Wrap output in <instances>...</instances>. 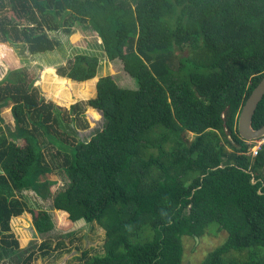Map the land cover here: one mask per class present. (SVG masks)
Masks as SVG:
<instances>
[{
	"label": "trees",
	"instance_id": "obj_1",
	"mask_svg": "<svg viewBox=\"0 0 264 264\" xmlns=\"http://www.w3.org/2000/svg\"><path fill=\"white\" fill-rule=\"evenodd\" d=\"M76 25L98 34L106 65L119 72L95 85L99 56L71 49L54 80L81 85L71 100L96 87L68 119L89 129L81 118L92 107L104 125L78 140L25 68L0 81V104H13L15 122L0 135V264L69 251L94 224L105 230L104 254L85 250L80 264H184L185 239L211 230L227 236L193 264H264V149L248 154L238 131L264 77V0H0L1 40L35 56L59 48ZM262 126L264 98L253 117ZM54 169L68 184L48 208ZM15 191L31 193L39 208L31 209L36 241L12 263L19 242L10 221L30 209Z\"/></svg>",
	"mask_w": 264,
	"mask_h": 264
},
{
	"label": "rangeland",
	"instance_id": "obj_2",
	"mask_svg": "<svg viewBox=\"0 0 264 264\" xmlns=\"http://www.w3.org/2000/svg\"><path fill=\"white\" fill-rule=\"evenodd\" d=\"M83 28L76 25L74 27V32L70 36L64 35L62 38V45L45 56H35L27 50L25 45H15L12 41H2L0 38V81L7 76L11 69L25 68L30 76L37 79L36 85L39 87L41 94L46 99L55 102V104L61 108V110H59L60 114H58L61 116V129L67 131L69 136L77 137L78 140H88L97 129H101L104 125V121L99 110L92 107H86L83 114L84 116L81 118V120L88 121L89 129L87 128L86 130H82V127L79 126V121L76 118H74V121H72V118L68 119L67 112L70 111V108L75 103L95 98L97 92L96 87H94V91H92L88 97H73V100L68 99V97H71L72 95H77L76 92H78V88L79 86L81 87V85H74L73 83L72 85L62 88L63 85L55 83V77H59L56 73V67L66 63V58L63 53L72 49V51H70V55L72 56L80 52L98 55L99 69L101 70H98L95 85L100 77H103L108 73L116 74L119 72L118 65H106L107 57L102 47V40L98 34L92 30ZM90 45L92 46L90 47ZM50 67L54 68V74L47 72L46 69ZM99 71L102 72L99 73ZM121 78L123 77L121 76ZM125 81L126 79H123L121 82L124 85H128V83L125 84ZM62 97L63 99H61ZM12 107L13 104L10 102L6 105L0 104V135L5 134L9 136L8 127L14 129L15 122L11 113ZM189 137L190 139H193L195 135L193 133H189ZM20 144H24V142L20 141ZM249 147L251 148V146ZM228 149L231 150L230 147H228ZM42 154L44 160L49 162L50 156L47 153L46 148H42ZM50 174L56 180V183L52 185V193L49 195L50 200L46 201L47 204L50 205L48 208L51 207V199H53L56 194L61 192L68 184V179L63 171L54 169ZM36 182L37 181H35V183ZM20 192L21 191H15V197L27 202L30 209L27 208L22 216L13 217L10 221L11 231L14 233L15 239L19 242V246L17 248L8 251L7 261L10 262L11 260L12 263L14 260L19 258L23 259L26 256L25 252L28 251L36 241L33 237V232L31 231L33 219L31 209L35 211V214H37L39 207L37 205L36 198H34L31 193L22 192V194H20ZM56 214L59 226L63 227L67 225L64 221L65 213L58 212ZM77 234L78 239H75L69 251H64L62 253L51 252L43 258L34 260V264H80L82 261L79 257L82 256V253H84L85 250H88V253L86 254L87 258L93 255L104 254L105 230L100 227V225L94 224V229L86 228L81 232H77ZM226 236V232H219L216 235L213 230H211L201 239L194 240L192 238H186L184 242V264L200 262L207 256L210 250L221 244L225 240ZM39 241L41 240L39 239Z\"/></svg>",
	"mask_w": 264,
	"mask_h": 264
},
{
	"label": "water",
	"instance_id": "obj_3",
	"mask_svg": "<svg viewBox=\"0 0 264 264\" xmlns=\"http://www.w3.org/2000/svg\"><path fill=\"white\" fill-rule=\"evenodd\" d=\"M264 98V77L251 92L244 103L238 118V131L242 139L246 141L254 140L264 136V126L260 129L253 127V117L258 105ZM256 183V181H253Z\"/></svg>",
	"mask_w": 264,
	"mask_h": 264
},
{
	"label": "built area",
	"instance_id": "obj_4",
	"mask_svg": "<svg viewBox=\"0 0 264 264\" xmlns=\"http://www.w3.org/2000/svg\"><path fill=\"white\" fill-rule=\"evenodd\" d=\"M248 144L252 146L249 151V154L255 157L259 154L260 151L264 149V136L252 141H248Z\"/></svg>",
	"mask_w": 264,
	"mask_h": 264
},
{
	"label": "clouds",
	"instance_id": "obj_5",
	"mask_svg": "<svg viewBox=\"0 0 264 264\" xmlns=\"http://www.w3.org/2000/svg\"><path fill=\"white\" fill-rule=\"evenodd\" d=\"M255 140V139H254ZM246 141V140H245ZM250 141H252V140H250ZM247 142V144H248V141H246ZM249 146H251L250 144H248ZM252 147V146H251ZM251 149V148H250ZM250 149H249V151H250ZM248 154H249V152H248ZM251 155V154H250Z\"/></svg>",
	"mask_w": 264,
	"mask_h": 264
}]
</instances>
